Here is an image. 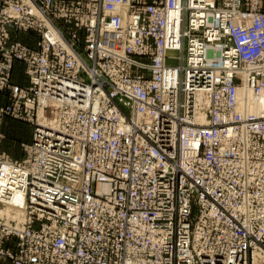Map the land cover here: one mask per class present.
<instances>
[{
    "label": "built area",
    "instance_id": "built-area-1",
    "mask_svg": "<svg viewBox=\"0 0 264 264\" xmlns=\"http://www.w3.org/2000/svg\"><path fill=\"white\" fill-rule=\"evenodd\" d=\"M0 97V264H264L262 0H0Z\"/></svg>",
    "mask_w": 264,
    "mask_h": 264
},
{
    "label": "rangeland",
    "instance_id": "rangeland-1",
    "mask_svg": "<svg viewBox=\"0 0 264 264\" xmlns=\"http://www.w3.org/2000/svg\"><path fill=\"white\" fill-rule=\"evenodd\" d=\"M263 8H264V0ZM2 141L0 150L5 151L13 158L21 157L20 144L30 139L31 129L26 123H15L13 119H6L1 125ZM28 141V140H27Z\"/></svg>",
    "mask_w": 264,
    "mask_h": 264
},
{
    "label": "crops",
    "instance_id": "crops-1",
    "mask_svg": "<svg viewBox=\"0 0 264 264\" xmlns=\"http://www.w3.org/2000/svg\"><path fill=\"white\" fill-rule=\"evenodd\" d=\"M0 102H1V97H0ZM6 119H8V118H6ZM3 121L5 122V119H4ZM14 122H15V123H19V121H15V120H14ZM27 140H29V138H28ZM27 140H26V141H27ZM17 158H19V157H17Z\"/></svg>",
    "mask_w": 264,
    "mask_h": 264
},
{
    "label": "bare ground",
    "instance_id": "bare-ground-1",
    "mask_svg": "<svg viewBox=\"0 0 264 264\" xmlns=\"http://www.w3.org/2000/svg\"><path fill=\"white\" fill-rule=\"evenodd\" d=\"M18 214H20V212H17Z\"/></svg>",
    "mask_w": 264,
    "mask_h": 264
}]
</instances>
